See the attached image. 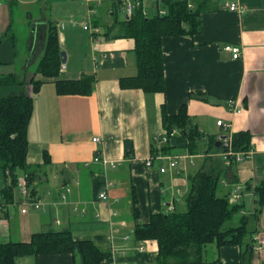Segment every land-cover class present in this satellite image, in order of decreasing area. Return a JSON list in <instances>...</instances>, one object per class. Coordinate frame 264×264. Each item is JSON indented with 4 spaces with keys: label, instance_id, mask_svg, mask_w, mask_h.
I'll return each instance as SVG.
<instances>
[{
    "label": "crops",
    "instance_id": "0c3cea01",
    "mask_svg": "<svg viewBox=\"0 0 264 264\" xmlns=\"http://www.w3.org/2000/svg\"><path fill=\"white\" fill-rule=\"evenodd\" d=\"M132 1H139L137 8L146 15L164 9V0ZM231 1L242 9L225 8ZM189 4L199 10V28L194 34L163 37L164 87L148 93L121 85V78L138 71L135 39L119 35L129 18L123 2L0 0V97L34 96L27 161L35 173L28 196L20 186L23 170L6 195L11 177L0 167V242H30L35 232L69 231L73 239L92 240L108 253L104 264H157L158 242L138 239L136 228L153 213L186 211L190 177L204 170L220 177V196L242 205L226 225L248 218L245 244L210 242L206 260L264 264V251L255 248V236L264 238V208H259L255 190L264 182V0ZM84 21L98 32L84 29ZM52 27L66 52L65 62L61 55L66 68H60L58 77H44L38 67ZM227 45L240 47L241 56L234 58ZM87 74L95 77L89 93L58 92L57 78ZM32 79L42 81L35 93ZM230 100L242 110L231 108ZM183 104L203 136L193 149L175 146L162 153L164 143L154 137L166 132L163 114H176ZM219 119L230 124L232 141L237 132L252 133L250 157L228 161L222 156ZM103 190L108 201L99 197ZM233 194L239 199L233 201ZM29 198L39 199L42 208L23 212ZM244 253L250 254V263L243 260ZM16 264L82 262L72 252H57L20 255Z\"/></svg>",
    "mask_w": 264,
    "mask_h": 264
},
{
    "label": "trees",
    "instance_id": "16d2710c",
    "mask_svg": "<svg viewBox=\"0 0 264 264\" xmlns=\"http://www.w3.org/2000/svg\"><path fill=\"white\" fill-rule=\"evenodd\" d=\"M123 0H118L122 5ZM165 13L146 15L137 8L122 22L120 36L135 39L137 74L121 78L122 87H137L156 92L164 87L163 37L166 35L194 34L199 28V10L192 8L189 0H164ZM61 48L57 31L50 29L45 53L38 71L44 77L60 74ZM95 77L87 74L79 79L57 78L59 93H89ZM11 83L12 81H8ZM6 82V83H8ZM0 83H3L0 82ZM33 93L42 81H30ZM34 107V96L28 93H13L0 97V167L9 170L11 184L4 189L7 195L18 184V171L26 173L27 186L34 178V169L27 161L28 126ZM166 133L174 129L179 133L169 135L160 151L168 153L175 146H195L203 133L192 124L183 104L176 114H163ZM211 137V135H210ZM213 141L216 140L212 136ZM232 147L235 151L252 149V133L248 130L233 134ZM158 149L155 148V155ZM220 177L212 172L200 170L190 177L186 211L153 213L151 220L136 228L138 239H155L158 242L157 264H209L205 258V246L210 242L218 245L245 244L247 216L239 224H226L236 218L242 205L230 201L228 196L217 192ZM30 190V189H29ZM259 208H264V182L256 188ZM251 243H247L250 247ZM72 252L79 256L82 264H104L110 258L92 240H75L69 231H39L30 242H0V264H16V258L24 254ZM245 255V253H244ZM246 256V258H245ZM243 260L250 263V254Z\"/></svg>",
    "mask_w": 264,
    "mask_h": 264
},
{
    "label": "built area",
    "instance_id": "2783aa9c",
    "mask_svg": "<svg viewBox=\"0 0 264 264\" xmlns=\"http://www.w3.org/2000/svg\"><path fill=\"white\" fill-rule=\"evenodd\" d=\"M124 6L127 10L128 15H132L135 11V9L140 5L139 1H132V0H123ZM191 6V5H190ZM224 7L228 8L230 10H240L242 9L241 6L238 4V2L236 1H231V2H225L224 3ZM161 14L165 13L164 9H160L159 11ZM74 25L77 24V21H73L72 22ZM82 27L86 30H89L93 33L98 32L99 28H96L94 26H92L89 22L84 21L81 23ZM226 49H228L229 51L232 52L233 57L234 58H238L241 56V49L238 46H232V45H227L225 47ZM62 69L66 68V64L62 63L61 65ZM229 106L231 108H234L236 111L240 112L242 109L241 108H237V106L235 105L233 100H230L229 102ZM218 125H220L223 128V132L220 135L219 139L221 141L223 150L221 152L222 156L228 160H236V161H241L244 160L245 158L250 157V155L253 153L252 149L250 150H246V151H235L232 147V137L229 135V133H227V130L229 129L230 124L228 122H226L223 119H219L217 121ZM179 130L178 129H174L170 134H167L166 132L164 134L161 135H157L154 137L155 140H158L161 143H164L168 140L169 135H175L178 134ZM95 141H100V137L99 136H95L93 138ZM96 160H99V156H96L95 158ZM102 161L104 163L107 162H111L113 165L115 164V162L113 160H108L106 158H103ZM148 163H151V160H148ZM176 162L172 161L171 164L174 165ZM166 168L163 167L162 170H165ZM7 174H9V170L6 171ZM20 186H21V191L25 196H28L30 194V190L27 186V179L26 178H22L20 180ZM100 199L108 201L109 195L107 193L106 190H103L100 192L99 194ZM237 199H239V194H233L232 195V200L236 201ZM43 204L39 199H34V198H29L25 203H24V207L22 208L23 212H26L29 209H36V208H42ZM255 248L257 250L260 251H264V238L256 235L255 236ZM141 250H144L146 247L144 244H141L139 247Z\"/></svg>",
    "mask_w": 264,
    "mask_h": 264
},
{
    "label": "water",
    "instance_id": "95a60500",
    "mask_svg": "<svg viewBox=\"0 0 264 264\" xmlns=\"http://www.w3.org/2000/svg\"><path fill=\"white\" fill-rule=\"evenodd\" d=\"M61 55H62V61L65 62L66 59H67V58H66V52H65L64 50H62V51H61ZM220 142H221V141L218 140L217 145H220Z\"/></svg>",
    "mask_w": 264,
    "mask_h": 264
},
{
    "label": "rangeland",
    "instance_id": "374dc122",
    "mask_svg": "<svg viewBox=\"0 0 264 264\" xmlns=\"http://www.w3.org/2000/svg\"><path fill=\"white\" fill-rule=\"evenodd\" d=\"M20 30H21V28H20ZM65 51V50H64ZM231 222H229V223H227V224H230Z\"/></svg>",
    "mask_w": 264,
    "mask_h": 264
}]
</instances>
